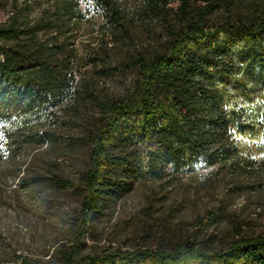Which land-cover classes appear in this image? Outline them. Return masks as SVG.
<instances>
[{"label":"trees","instance_id":"trees-1","mask_svg":"<svg viewBox=\"0 0 264 264\" xmlns=\"http://www.w3.org/2000/svg\"><path fill=\"white\" fill-rule=\"evenodd\" d=\"M92 1L101 18L89 0H12L0 23V197L12 179L82 196L62 264H264V232L239 229L220 241L87 243L141 182L263 167L264 0ZM85 25L100 37L79 46ZM71 126L61 149L81 157L74 178L18 157Z\"/></svg>","mask_w":264,"mask_h":264},{"label":"rangeland","instance_id":"rangeland-1","mask_svg":"<svg viewBox=\"0 0 264 264\" xmlns=\"http://www.w3.org/2000/svg\"><path fill=\"white\" fill-rule=\"evenodd\" d=\"M13 6L12 0H0V23ZM89 8L94 18H101V11L92 0ZM92 36L100 37L83 26L78 35L79 46ZM107 82L121 85V80ZM105 83L98 80L100 86ZM16 125L12 121L6 126ZM73 130L71 126L60 133L59 143L44 145L32 153L24 150L18 157L30 163L33 172L52 170L61 177L74 178L81 157L76 160L61 149V142ZM2 136L3 129L0 145ZM13 170L12 176L18 172L15 167ZM16 183L13 179L4 183L1 191L0 264H62L56 251L74 241L82 216V196L41 182L32 188ZM236 229L247 235L264 232V165L255 170L200 167L183 180L141 182L94 223V240L89 238L87 243L106 246L147 239L150 244H157L162 238L190 235L220 241Z\"/></svg>","mask_w":264,"mask_h":264}]
</instances>
